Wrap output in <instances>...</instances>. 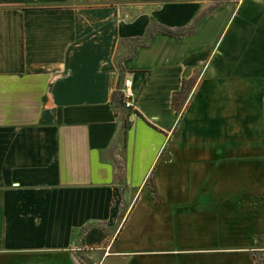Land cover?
I'll return each mask as SVG.
<instances>
[{
	"label": "crops",
	"instance_id": "0c3cea01",
	"mask_svg": "<svg viewBox=\"0 0 264 264\" xmlns=\"http://www.w3.org/2000/svg\"><path fill=\"white\" fill-rule=\"evenodd\" d=\"M263 174L264 0H0V264H164L112 247L132 207L182 238Z\"/></svg>",
	"mask_w": 264,
	"mask_h": 264
},
{
	"label": "rangeland",
	"instance_id": "374dc122",
	"mask_svg": "<svg viewBox=\"0 0 264 264\" xmlns=\"http://www.w3.org/2000/svg\"><path fill=\"white\" fill-rule=\"evenodd\" d=\"M119 88L120 85L118 91ZM119 107L126 112L133 105ZM262 180L261 193H257V189L255 199L246 200L245 218L242 210L237 216L232 215L223 223H196L195 218L187 219L188 222L183 223L181 230L186 235L181 233L182 238L179 236L177 239H169V232L164 233L163 237L158 236L157 212L161 211L163 206H144L139 202L131 208L117 236V243L112 247L141 252L145 249L160 250L150 255H138L134 260L138 263L264 264V176ZM167 225L165 223V226ZM179 246L196 249L180 253L175 250Z\"/></svg>",
	"mask_w": 264,
	"mask_h": 264
},
{
	"label": "trees",
	"instance_id": "16d2710c",
	"mask_svg": "<svg viewBox=\"0 0 264 264\" xmlns=\"http://www.w3.org/2000/svg\"><path fill=\"white\" fill-rule=\"evenodd\" d=\"M162 31L168 32V30L161 28ZM187 96V88L181 86V89L177 90L171 95V107L177 112ZM111 101L115 106H121L120 92L118 90H113L111 94Z\"/></svg>",
	"mask_w": 264,
	"mask_h": 264
},
{
	"label": "built area",
	"instance_id": "2783aa9c",
	"mask_svg": "<svg viewBox=\"0 0 264 264\" xmlns=\"http://www.w3.org/2000/svg\"><path fill=\"white\" fill-rule=\"evenodd\" d=\"M119 91L121 93V102L123 107L132 106L134 100V92L130 86V79L128 77L122 78Z\"/></svg>",
	"mask_w": 264,
	"mask_h": 264
}]
</instances>
